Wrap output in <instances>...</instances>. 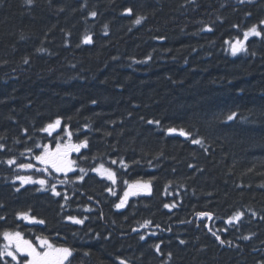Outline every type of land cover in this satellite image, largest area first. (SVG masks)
Here are the masks:
<instances>
[{
    "label": "trees",
    "instance_id": "1",
    "mask_svg": "<svg viewBox=\"0 0 264 264\" xmlns=\"http://www.w3.org/2000/svg\"><path fill=\"white\" fill-rule=\"evenodd\" d=\"M261 20L264 0H0V251L3 233L19 232L72 248L65 264L264 260V35L238 55L227 49ZM57 118V132L41 131ZM84 139L87 147L68 152L67 175L47 165L49 175L35 158ZM101 164L115 184L92 171ZM134 181H150L151 191L117 209ZM237 210L245 216L229 224ZM0 264L16 261L4 255Z\"/></svg>",
    "mask_w": 264,
    "mask_h": 264
},
{
    "label": "snow or ice",
    "instance_id": "2",
    "mask_svg": "<svg viewBox=\"0 0 264 264\" xmlns=\"http://www.w3.org/2000/svg\"><path fill=\"white\" fill-rule=\"evenodd\" d=\"M33 0H27V3L31 4ZM126 14H132V9L131 8H126L125 10ZM91 16L95 17L97 13L95 11H92L90 13ZM143 17H137L136 20L134 21L135 24H140L142 21ZM260 25H264V20H261L259 22V25H253L250 29L244 32V39L243 40H237L235 43L231 45V53L232 55H236L239 52H244L246 51L245 47V41L248 40L249 36H262L264 33H262L260 30H258ZM105 28H107V25H105ZM210 30V29H209ZM84 42L85 43H91V36H85L84 37ZM92 103H96V101H92ZM235 114L231 115L228 117L229 120L233 118ZM149 124H160L159 120L155 121H148ZM61 125V119L57 118L53 122L49 123L45 128L41 129V131L48 132L49 135H51L52 131L60 127ZM87 128V125H85ZM26 131V130H25ZM167 131L169 133H176L178 132L179 135L184 136V137H191V133L188 131H185V129L180 128H168ZM72 133L69 132L68 136L69 138L71 137ZM193 144H201L202 141L199 139H192ZM88 141L87 139L82 140L79 144H69L66 146V151L63 153L60 152V145L57 144V150L55 153H48L47 146H45V152L42 153L41 155L36 156V160L40 161L42 164H45L46 167L43 169L45 172H49V175H52V172L49 171V168L47 165L51 166V169L55 173H64L67 175L69 171H72V165L74 162L68 161L67 160V155L69 151H76L79 152L81 148L87 147ZM5 147L4 144H0V149H3ZM28 151H31L29 149ZM54 157V158H52ZM9 165L14 164L15 160L14 159H9L7 161ZM113 164L117 163L116 160L112 161ZM120 163L124 166L127 167L126 164H124L123 160L120 161ZM20 168H32L34 165L32 164H20L18 165ZM189 167H193L192 165H189ZM92 171L97 172L101 177H104L110 181H112L113 184H115L116 179H115V173L109 169L105 168L103 164L99 165L97 168H93ZM81 173L86 174L85 169L81 168L80 169ZM17 180H20L22 185L27 184V183H39L41 187L43 188L46 184H48V181L45 179H40L38 181H33L31 177H25V176H17ZM78 180H83L84 175L78 176ZM58 183L64 184L65 180H59ZM127 184V181H125ZM19 189H17L18 191ZM50 190L52 193L56 196H60L61 193L56 191V184H51L50 185ZM109 192L112 193V195H116V193L109 188ZM140 191H145V192H150L151 191V182H140L137 181L134 184H128L127 189L124 191L123 196L120 197L119 203L115 205L117 209L123 208L125 204L127 203V200L130 196H135L137 195ZM67 199V196L65 195L64 197ZM91 199V198H90ZM175 205H169L165 204V208H171L174 207ZM251 211V210H249ZM212 213L210 212H200L198 213V216L200 217H212ZM252 215H256L255 212H252ZM18 216L25 220H29L32 222H37L40 224L45 223L43 220H37L36 217L30 216L29 213L26 212H21L18 213ZM245 216V212L243 210H237L232 216L228 218V223L231 224L233 222H239L243 217ZM0 219H3V217H0ZM67 220L76 223V224H83L84 219H79L75 216H68L66 218ZM261 219H264V217H261ZM151 223L150 221H145L144 225H141V227H146L147 224ZM157 227H159L157 225ZM170 230V229H169ZM135 231V229H134ZM209 231H212L209 229ZM214 236H216V239L219 240L221 244H224L225 241L220 239L219 235L216 234V232H212ZM3 237L8 243L5 245V250L0 251V258H2L4 255H7L12 258V260L16 261V264H65L66 261L69 260V257L73 255V249L70 247H55L47 237H41L38 236L36 237V240L38 243H33L30 240H24L19 232L15 233H9V232H4ZM141 240H144V236H140ZM244 239H249L248 236H245ZM184 240H180V244H184ZM15 244V251L11 250V245ZM156 251L160 252V244L155 245ZM19 253V255H17ZM168 257H172V253L169 252L167 253ZM120 259V258H118ZM120 264H128V262L124 259H120ZM259 264H264V260L260 261Z\"/></svg>",
    "mask_w": 264,
    "mask_h": 264
},
{
    "label": "rangeland",
    "instance_id": "3",
    "mask_svg": "<svg viewBox=\"0 0 264 264\" xmlns=\"http://www.w3.org/2000/svg\"><path fill=\"white\" fill-rule=\"evenodd\" d=\"M248 30V29H247ZM247 30H245V31H247ZM259 30V29H258ZM245 31H243V33H242V35L240 36V37H238V38H235L234 40H232V41H228L227 42V49H228V51L230 52V54H232L231 53V45L233 44V43H235L237 40H243L244 39V32ZM251 36H249V38H250ZM245 44H246V41H245ZM240 53V52H239ZM238 54V53H237ZM60 152L62 153L63 152V150L62 149H60ZM50 154V153H49ZM143 183V182H142ZM131 184H134V183H131ZM25 240V239H24ZM8 243V241H4V245H3V250H5V245ZM33 243H38V241L36 240V241H34ZM11 250H13V251H15V244H12L11 245ZM17 255H19V253H17ZM129 264V263H128Z\"/></svg>",
    "mask_w": 264,
    "mask_h": 264
},
{
    "label": "water",
    "instance_id": "4",
    "mask_svg": "<svg viewBox=\"0 0 264 264\" xmlns=\"http://www.w3.org/2000/svg\"><path fill=\"white\" fill-rule=\"evenodd\" d=\"M56 130V129H55Z\"/></svg>",
    "mask_w": 264,
    "mask_h": 264
}]
</instances>
